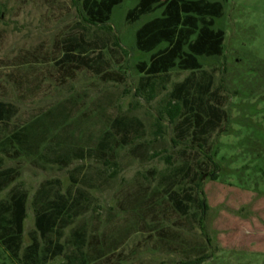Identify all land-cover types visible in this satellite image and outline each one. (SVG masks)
<instances>
[{
    "label": "rangeland",
    "instance_id": "rangeland-1",
    "mask_svg": "<svg viewBox=\"0 0 264 264\" xmlns=\"http://www.w3.org/2000/svg\"><path fill=\"white\" fill-rule=\"evenodd\" d=\"M223 1L224 16L216 21L225 32L223 56L200 61L215 70L213 88L227 119L200 149L177 138V118L170 122L164 111L173 84L188 72L155 79L151 99L139 89L136 64L148 55L134 48V31L145 19L125 20L133 1L115 7L104 26H93L83 20L81 0H0V101L18 110L3 133L36 119L48 129L37 154L0 155V169L18 171L0 201L13 188L27 193L22 249L35 231L33 198L49 181V195L70 193L80 205L61 236L49 237L64 254L74 253L71 231L84 229L88 264H264V0ZM76 43L87 44L90 59L64 58ZM118 116L137 118L142 128L112 134L99 149ZM76 148L85 151L83 159L50 162ZM204 155L218 167L215 178L202 182V193L180 214L161 178L187 165L188 178L179 177L175 188L194 187V172L214 170ZM63 262L60 255L46 264ZM0 264L19 263L0 246Z\"/></svg>",
    "mask_w": 264,
    "mask_h": 264
},
{
    "label": "trees",
    "instance_id": "trees-1",
    "mask_svg": "<svg viewBox=\"0 0 264 264\" xmlns=\"http://www.w3.org/2000/svg\"><path fill=\"white\" fill-rule=\"evenodd\" d=\"M124 0H81V10L85 23L104 26L111 19L115 7ZM134 4L128 9L125 20L129 25L140 24L134 31V48L148 55L147 60L136 64L140 76L139 89L155 96V79L167 77L173 71L188 72L180 82L174 83L167 95L165 112L169 121L176 118L174 129L181 141L190 138L199 148L208 145L211 135L220 130L227 119V112L220 104V95L213 88L215 70L203 69L201 59L222 57L224 36L222 28L216 27V21L224 16L223 0H130ZM64 58L67 61L84 62L89 58L87 44L76 43L66 48ZM164 86H162L163 88ZM18 113L11 103L0 101V155L18 158L38 153L47 140L48 129L41 120H33L4 135L10 121ZM109 131L105 132L98 148L108 147V137L116 134L122 137L142 128L137 118L115 117ZM187 137V138H186ZM125 144V143H124ZM82 148L64 150L50 159V162L62 166L72 160L83 159ZM206 161L213 164L214 170L194 172L191 181L194 187L175 188L177 179L188 178L191 167L182 165L161 178L162 190L176 212L185 215L190 205L196 200L195 193L201 194L202 182L218 169L210 155H204ZM3 159L0 156V167ZM202 163V162H200ZM15 168L0 169V191L8 187L17 177ZM51 182L46 181L37 190L33 204L35 206L34 235L31 243L22 249L23 224L26 218L27 193L13 188L9 198L0 201V246L9 253L12 260L19 264H46L57 256L63 255L65 262L60 264H88L83 252L86 246V232L82 228L71 231L68 242L75 252L64 254V246L50 239L55 234L57 239L70 224V217L77 216L80 207L77 198L70 193L59 191L49 195ZM83 192L78 191V196ZM198 207L204 212L205 204L198 201ZM45 240V244L39 241ZM202 260H189L179 264H200Z\"/></svg>",
    "mask_w": 264,
    "mask_h": 264
}]
</instances>
